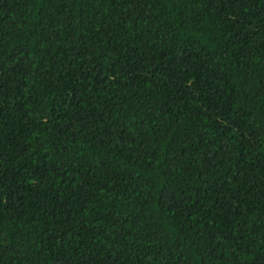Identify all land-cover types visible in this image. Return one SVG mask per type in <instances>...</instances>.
I'll return each instance as SVG.
<instances>
[{
  "label": "trees",
  "instance_id": "trees-1",
  "mask_svg": "<svg viewBox=\"0 0 264 264\" xmlns=\"http://www.w3.org/2000/svg\"><path fill=\"white\" fill-rule=\"evenodd\" d=\"M0 264H264V0H0Z\"/></svg>",
  "mask_w": 264,
  "mask_h": 264
}]
</instances>
